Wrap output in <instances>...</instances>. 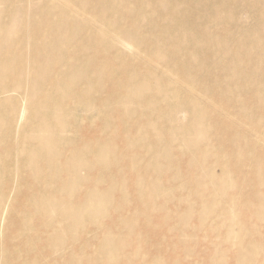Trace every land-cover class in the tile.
<instances>
[{"label": "bare ground", "instance_id": "6f19581e", "mask_svg": "<svg viewBox=\"0 0 264 264\" xmlns=\"http://www.w3.org/2000/svg\"><path fill=\"white\" fill-rule=\"evenodd\" d=\"M12 1L0 0V78L10 76L15 66L21 78H16L13 85L0 84V154H10L22 145H27L29 152L19 160L18 173L10 164L4 169L0 167V256L4 252V264H96L94 252L100 250L105 252L109 264H264V133L261 131L244 128L245 139L248 141V136H251L257 142L260 140L261 146H251L252 152L250 145L237 146L234 164L230 168L210 167L208 162L213 155L204 146L189 158L192 168L209 178L215 188V192L210 194L204 190L200 180L185 174L181 176L184 186L197 188L196 197L200 199L195 207L186 208L178 217L182 228L198 232L194 237L181 236L172 225L173 220L169 218L165 222L162 213L157 220L156 214L149 213L145 202L149 203L155 195L164 198L157 180L146 177L134 180L145 190L137 199L134 198L143 209L138 220H142L152 233L157 231L152 222H165L172 229L154 245L164 247L166 256L153 252L152 245L143 244L138 237L133 238V191L129 193L126 189L123 193H116L124 185L128 187L132 183L133 187V180L100 172L102 168L114 166L115 154L120 148H126L124 156L130 161L133 157L128 148L133 146V128L126 132L128 137L116 141L117 135L125 133L122 109L130 102L142 99L144 106L163 107L170 122H176L180 108L187 106L194 117V124H198L194 130L197 139L209 134L208 124L197 121L199 115H217L230 126L241 124L239 118L232 117L229 100L225 101L228 86L202 82L197 78L198 71L185 65L177 69V73L186 78L179 76L174 69L160 65V54L154 47L156 43L169 40L180 46L185 40H190L197 47L204 46V42L210 43L214 52L209 54V58L219 67L216 76L221 78L224 68L219 64L222 59L218 56L224 41L220 37H211L207 29L225 26L229 39L235 38L237 31L252 44L264 39V32L253 38L251 29L254 28L244 22L243 17L238 19L236 14L233 22L219 20L212 12L207 19L203 15L214 8L209 0H197V3L180 0V3L188 4L189 12L201 14L202 20L201 16L200 22L193 15L191 20L179 16L182 13L174 6L168 10L171 19L165 23L167 25L157 24L158 41L146 37L145 49L139 50L134 41H143L136 34L138 29L133 28V19L128 20L127 29L112 18L119 11L113 9L123 0H35L33 6L29 3L27 6L26 0H21L17 7L12 6ZM155 1L156 4L160 2ZM143 2L131 0L124 4L126 8H133L143 5ZM247 10L248 6L241 14ZM94 24L99 30L91 29L90 25ZM179 25L184 30L177 29ZM193 30L197 32L193 33ZM233 46L237 52L241 45L237 41ZM110 48H116V52L122 49L133 52L136 48L140 54L137 64L141 62L145 68L136 65L134 76L133 71L117 70L114 72L116 77L105 84V74L109 70L107 72L103 67L101 58L108 62L116 58L106 52ZM239 53L246 57L245 52ZM256 57L259 58L256 61L261 63L264 50ZM83 61H86L84 66ZM91 72L96 75H90ZM156 76L174 88L172 93L164 91L165 106L164 103L156 105L160 102L156 99L157 92L141 93L144 87L155 85L153 79ZM117 86L123 89L117 90ZM260 87L264 84L257 83V88ZM162 89L161 86L159 91ZM66 98L70 99V105L64 112ZM261 102L264 103V99ZM203 106H207L209 111L203 110ZM25 120L32 123V129H29V124L22 125ZM156 120L153 114L147 125H154L156 130ZM4 124L8 125L7 129H4ZM114 125L117 128H112ZM60 130L68 133L71 136L68 140L72 141L90 137V140L77 143L85 145L86 152L82 154L75 150L70 152L68 162H61L67 149L57 134ZM47 135L54 136L56 140L48 139ZM180 139L186 142L185 135ZM168 151L170 148L167 147L164 157L176 166L177 159L167 156ZM188 155L186 153L185 157ZM151 163L150 172H161L157 161ZM83 164L88 166L90 174V181L86 184L95 181L104 188L106 185L109 187L102 189L99 184H89L92 187L81 190V182L87 180V175L81 176ZM64 175L67 178L62 177ZM223 183L228 185V190H224L226 196L221 198L229 199L231 206L215 209L219 198L217 192L223 193ZM245 185L250 188L239 198L240 189ZM182 195L172 194L171 197H176L180 205H187L188 201ZM200 203H203L201 207ZM54 208L57 211L55 215L50 213ZM18 211L22 212L21 220L18 219ZM115 213L119 218L114 219ZM213 215L218 221L208 224ZM19 221L22 228L16 230L15 224ZM122 227L129 230L127 234H122ZM201 229L213 233L215 239L211 243L221 245L225 253H212L198 261L187 259L188 254L183 250H197L201 243ZM10 231L17 235L18 240H9ZM100 234L105 244H98L91 255H86V249L94 245ZM205 240L208 242L209 237L205 236ZM135 243L140 246V257L136 259L133 258ZM127 252L129 255H125Z\"/></svg>", "mask_w": 264, "mask_h": 264}, {"label": "rangeland", "instance_id": "374dc122", "mask_svg": "<svg viewBox=\"0 0 264 264\" xmlns=\"http://www.w3.org/2000/svg\"><path fill=\"white\" fill-rule=\"evenodd\" d=\"M125 1L131 0H123L121 4L116 6L113 10H119L116 14L117 16H112V18L117 20V24L119 23L123 27L129 29L128 20L133 19V28L138 29L136 31L137 36L141 38L143 43L140 40L133 41L135 42L136 46L139 50L145 49V40L148 37L150 40L154 42L158 41L157 33L160 24L161 26L167 25L165 23L169 22L171 17L169 15L168 10L177 6L182 13L179 16H184L186 19L191 20V17H196L200 22L201 14H198L191 10L189 12L188 4L180 3V0L177 2H170L167 0H160L158 4L155 0H144L143 5L141 6H133L132 7H125ZM134 1V0H133ZM197 3V0H192ZM21 0H13L12 6L17 7L20 4ZM27 6H33L35 0H26ZM156 2V3H155ZM206 2V1H205ZM211 5L214 6L212 10L206 11L203 15L208 19L209 15L212 12L215 14L216 18L219 20H228V22L234 21V16L239 19L240 17L244 22L248 23L250 27H253L254 30L251 29V35L260 37L261 34L264 32V0H209L208 1ZM216 4V5H215ZM2 5L0 4V7ZM248 6L247 13L243 15L241 12ZM188 9V10H187ZM142 12V14H141ZM210 13V14H209ZM201 16V20L203 18ZM157 19V20H156ZM159 21V22H158ZM157 25V26H156ZM121 26V27H122ZM160 26V27H161ZM91 29L94 31L99 30L96 24L91 26ZM177 27V26H175ZM190 27V26H188ZM97 29V30H96ZM177 29L184 30V27L179 25ZM193 33H196V30H193ZM207 33L211 35V37H220L224 43L222 49L219 50V56H221L222 61L219 63L224 68L223 76L218 78L216 76L218 71V66L214 60L210 61L209 54L213 53V46L204 42V46L197 47L192 45L190 40H185L184 45L180 44V46L176 45L175 43L170 42L169 40H164L162 43L155 44L154 47L157 48L159 51V64L165 67H170L174 69L177 73V69L185 67L193 70H197V78L201 79L202 82L208 83H217L221 86H228L229 90L227 93V97L225 100L231 106V110L233 112L232 117L239 118L241 124H237L239 126H230L227 123H224L223 120L217 116L208 114L206 116L199 115L197 121H202L203 124H208V132L209 134L206 137H202L200 139L196 138V127L197 123L194 124V117L190 115L189 109L187 106H183L180 108V116L176 122H170L166 112L163 107H152L144 106L145 102L140 99L139 101H133L128 104V106L122 109V114L124 118L122 119L123 124V131L121 135H117L116 141L119 139L128 137L127 131H132L133 128V146L129 145L128 148L131 149V154L133 155L131 161L124 156L126 153V148H120L117 153L115 154L116 162L114 166L108 168H102L100 170L101 174L107 175H114L115 177L121 176L126 177L133 180V187L131 185L123 186L120 190H117L116 193H123L126 189L129 193L133 191V238L138 237L139 240L145 245H152L151 250L157 254L162 256H166L167 252L164 247L156 246L154 247L155 243L159 241L163 236L172 230L165 222L167 219H172L174 227L176 228V232L179 233L183 237H194L198 232L190 231L188 228H182L179 224V219L181 214L184 210L190 209L197 205V201L200 200L196 197L197 188L192 186H184L183 182H181L182 174L194 179H198L203 184L202 187L208 193H214L215 188L211 183V180L207 177L201 175V172L194 170L189 162V158L193 154H197L200 152L199 147H206L210 152H212L213 158L209 160L208 164L210 167L218 168H230L231 164H234V156L235 150L237 146L246 145L260 147L261 143L260 140L257 142L256 139H252L251 136H248V141L245 139L244 128L248 130L256 129V131H261L264 133V103L261 102L264 99V87L257 88V83L264 84V60L261 63L257 62V54L264 50V39L262 38L261 41H258V44H252L248 42L247 38L244 36L243 33L235 31V38L227 36L228 30L225 26L215 27L212 30L207 29ZM225 35V37L223 36ZM127 37V35H124ZM261 39V38H260ZM239 42L241 45L237 48V52L234 48V44ZM180 47L181 49H178ZM116 48L107 49L106 52L115 55L116 58L114 60L108 62L101 58L103 67L109 70V73L105 74L106 83L111 81L115 76L114 72L117 70L122 71H133V76L136 75L134 68L136 65H141V62L137 64L139 57V52L133 49V52L128 49H122L116 52ZM245 52L246 57L242 55ZM239 53V54H238ZM189 54V55H187ZM86 64V61H83L82 66ZM145 66V65H144ZM142 66V67H144ZM247 66L248 69H244ZM63 67V66H62ZM17 67L12 68V72L10 76H5L4 78H0V84H10L13 85L18 78H21V75L16 69ZM145 68V67H144ZM209 68V71H207ZM179 76L184 77L182 74L177 73ZM92 76H95V72H91ZM216 76V77H215ZM17 78V79H16ZM186 78V77H184ZM139 79V78H136ZM135 79V80H136ZM161 77L156 76L154 82L155 85L146 86L140 92L142 95H148L152 92H157V100L159 99V104L162 105L164 103V91L165 93H172L174 90L172 85L166 84L165 81L161 80ZM134 80V78H133ZM143 80V79H142ZM140 81V83L142 82ZM161 81L160 83H158ZM162 82H165L162 85ZM163 87L161 91L160 87ZM202 86V84H201ZM71 88V87H70ZM123 89L122 86H117V90ZM70 91V90H69ZM203 95V93H202ZM64 105V112L70 105V99H65ZM164 103L163 106H165ZM114 109H111V111ZM203 110L209 111L207 106H203ZM174 113V112H173ZM155 115L157 119V129L155 130L154 125H147L148 120ZM58 119V118H57ZM60 120V119H58ZM61 121V120H60ZM155 121V122H156ZM146 122V123H145ZM23 124H29V129L33 128L32 123L29 120H25ZM21 125V126H22ZM4 129L8 128V125L4 124ZM21 128V127H20ZM112 128H117L116 125L112 126ZM195 130V131H194ZM57 134L60 136V141H63L65 144V148L67 149L65 153L62 154L61 162H68L71 158V153L73 151H79L82 154L86 152L85 145H77L78 142L85 140H68L71 136H68V133H65L63 130L57 131ZM53 135V134H52ZM182 135L186 136V142H183L180 137ZM210 136V137H208ZM48 139H55L54 136H45ZM257 137V136H256ZM106 138H108L106 136ZM254 138V135H253ZM88 140L91 138L87 137ZM86 139V141H87ZM109 139V138H108ZM172 143H171V141ZM166 143L170 144L166 146ZM170 148L168 151L167 156H172L175 160L177 159L176 166L173 164L168 163L167 157H164L166 149ZM29 152L28 146L25 145L20 147L18 150L12 151V153H2L0 154V167L6 168V165L10 164L13 170L18 173V169L20 168L19 160ZM252 152V148H251ZM189 154L185 157V154ZM194 156V155H193ZM246 156V155H245ZM151 161H157L161 165V172H153L149 171L153 164ZM245 171H249L246 169ZM87 175V180L82 181L81 190H85L88 187H92L89 184H99L102 186V189H107L109 186L103 187L102 184L97 183L95 181L86 184L90 181V174L88 171V166L81 165V176ZM67 175L62 177L67 178ZM142 177H146L149 179L157 180V184L162 187L160 191L164 194V198H159L158 196H154L152 199L149 200V203H146V206L149 207L148 211L150 214H156L155 219L157 220L161 217L165 220V222H152V224L156 228V233H152L151 231L147 230L146 227L142 224V220H138V214H143L142 208H139L138 202L135 200L145 191L143 190L138 183L134 182L137 179ZM173 181V182H172ZM86 182V183H85ZM53 188L57 187V185H52ZM241 186V185H239ZM250 186H243L240 189L238 197L241 198L242 195L246 194L249 190ZM30 190V189H29ZM38 190L42 191V188ZM228 190V185L223 183L221 186V195L217 192L218 199L215 209L222 208L223 206H231L229 199L221 198L222 195H225V192ZM113 193V191H109ZM152 193V191H151ZM170 197H169V194ZM179 193H183V197H185L188 201L187 205H180L179 202L176 200V197H171L172 194H176L178 196ZM81 194V193H79ZM78 194V195H79ZM135 198V199H134ZM203 203H200V207ZM138 209V211H136ZM205 209V208H204ZM212 211V210H211ZM238 209H236V212ZM50 213L54 215L57 214L56 208L50 209ZM159 214V215H157ZM18 219L21 220L23 217L22 212H17ZM118 213L114 214V219L119 218ZM215 220H217L216 215H213L207 221L208 224H214ZM218 221V220H217ZM3 223L1 224V226ZM16 230H20L22 228L20 221L15 224ZM122 234H127L129 230H126L124 227L120 228ZM53 234V233H52ZM51 234V235H52ZM213 233L206 231V229L199 230V236L201 238V243L198 246L197 250L194 252H186L183 250L185 254H188L187 259H195L196 261L200 260L203 257L209 256L210 254H217L220 255L221 253H225L221 245L217 244L216 246L212 244V240L215 239L213 237ZM205 236L209 237V241L205 240ZM3 235L1 234V238ZM90 235H88L87 239H89ZM175 237V236H172ZM172 239V238H170ZM9 240L16 241L18 240L17 235H14L10 231ZM94 245L90 248L86 249V255L97 248L98 244L101 246L105 244L104 239L102 238L101 234L99 238H95ZM166 243V242H163ZM139 244L135 243L133 245V258L136 259L140 257L138 254ZM3 253L0 256V264H4ZM96 254V264H109V259L106 257L105 252L102 250L95 251ZM125 255H129L127 252ZM199 258V259H198ZM186 259V260H187ZM191 264V263H189Z\"/></svg>", "mask_w": 264, "mask_h": 264}]
</instances>
